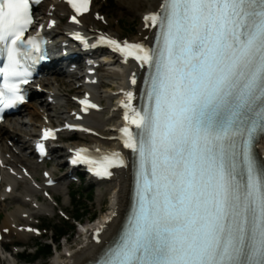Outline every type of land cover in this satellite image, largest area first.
I'll return each instance as SVG.
<instances>
[{
    "label": "snow or ice",
    "instance_id": "1",
    "mask_svg": "<svg viewBox=\"0 0 264 264\" xmlns=\"http://www.w3.org/2000/svg\"><path fill=\"white\" fill-rule=\"evenodd\" d=\"M90 2L69 0L80 14ZM158 9L144 17L159 29L155 48L107 41L152 71L144 107L132 110L137 131L121 129L137 156L136 210L103 264H264V163L253 151L264 133V0H161ZM31 24L30 0H0L3 107L24 99L25 62L39 50L25 38ZM116 167H127L119 153L94 170Z\"/></svg>",
    "mask_w": 264,
    "mask_h": 264
},
{
    "label": "bare ground",
    "instance_id": "2",
    "mask_svg": "<svg viewBox=\"0 0 264 264\" xmlns=\"http://www.w3.org/2000/svg\"><path fill=\"white\" fill-rule=\"evenodd\" d=\"M160 2L161 0H119L121 7L127 6L128 8L131 7L132 9H135L137 15H140L141 20L142 17H144L147 13L156 11ZM50 3H53L55 5V10L53 11V13L55 17H58L60 19V11L65 9L64 4L57 0H45L44 11ZM91 19L92 12L82 17V21L87 24ZM146 25L149 24H146L143 20L140 22L139 27L136 28V35L134 38H132L134 41L135 39H137L143 42H147L151 39L153 30L150 26ZM59 28L60 27L58 26L56 29H52L50 32L57 33ZM106 59L107 62L104 63L103 68L107 72V75H109V77H112V79L115 80L117 84L115 87H113L114 89H112L111 91L109 89V91L106 93L108 98L110 99L108 111L110 113V120L112 122L107 124L106 128H100L103 125H101L99 119V114L101 113H98V111L95 110L86 115L83 121L88 124L91 130L97 133L92 136L89 135V137L87 138L89 139V141L97 143L100 146L104 145L115 148L117 145H119V143H117L119 141L118 125L121 124V121H119V117L122 114L118 106L120 105L122 100L126 99L128 89L132 88V80L135 77L134 73L137 72L136 68L139 64L135 65L134 62L129 60L117 62V58L114 56ZM123 70L124 73L122 72ZM141 76L142 75H140L139 78H141ZM31 103L32 102H30L29 104ZM30 112L33 114H37L36 110H32ZM0 131L5 134L4 139L8 138V136L14 135L8 132L7 127H1ZM260 148H262L261 156L264 158V139L260 144ZM33 165L34 167H36L34 161ZM112 173L113 174L111 176H108V178L103 180L105 181V183L102 182L107 186H112L110 188L111 190L107 194L105 193L106 195H108L106 199L104 198L106 202V208L104 209L105 212L102 213V215L99 216L96 220H93L92 223H88V225L85 226L83 230L79 231L80 238L76 240L74 245L68 244V240L66 239L65 243L63 244L64 249L56 250V258H54L53 264H86L89 260L94 259L100 253L106 242L110 240V238L116 233L115 231L121 223V218L126 210L125 207L129 199L128 194L130 189V176L129 169L126 167L115 169ZM4 179L13 182L12 177L9 175L5 174ZM23 190H26L28 192L34 191L33 188L30 189L27 185L23 187ZM11 193L12 192L7 194L3 192V194L7 195L8 198ZM17 200L20 201V199ZM22 211H24V209L21 208H18L14 211L11 210L10 215L7 216V218L4 219V221L0 224V228H10L9 230L6 229L7 231H3L5 235L11 237L14 233L17 236V239L26 237V235H31V233H28L23 227H17L21 224H24L23 222H19V220L21 219ZM14 213H18L19 217ZM12 223L16 226L12 227ZM34 231L36 232V229H34ZM4 234L3 236H5Z\"/></svg>",
    "mask_w": 264,
    "mask_h": 264
},
{
    "label": "rangeland",
    "instance_id": "3",
    "mask_svg": "<svg viewBox=\"0 0 264 264\" xmlns=\"http://www.w3.org/2000/svg\"><path fill=\"white\" fill-rule=\"evenodd\" d=\"M107 10H109V14L112 16H114L115 18L119 19L120 21V25L121 27L132 31L129 35H133L135 33V30L137 27H139L140 25V15H137L136 10L132 9L131 7L128 8L127 6L125 7H121L119 0H114V5H112L110 8H108ZM121 35L124 32V30L122 31L121 29L115 28ZM126 34V32H124ZM123 33V35H124ZM75 73H63V72H59L56 77L57 79L60 80V85H59V93L60 95H57V104L53 105H49L47 106L48 111H50L51 113H53V117L52 120L53 121H57L58 119H60L62 116H65L66 112L65 109L70 105V101L68 100L67 97V91L74 86V84L72 83L74 77H75ZM98 76L100 77V88L97 89L98 91V97L103 99L105 104H106V108H105V112H102L101 114H99V119L101 122V127L102 129L106 128L107 124L111 123L112 121L110 120V113L108 111V106L110 105V99L108 98V96L106 95V90L108 88H112V86L115 83V80L112 79V77H109V75L105 74L104 70H101L98 73ZM45 84H48L52 81H54L53 77H51L49 74L47 76H45L43 79ZM62 93V94H61ZM40 100H43L42 98H40ZM32 110H36V108L33 105H27L24 108H22V111L20 112L19 116H16L15 118L11 119L13 121L12 125H8V128L15 132L14 135L16 134V136L14 137H8V139H6V141H3V144L6 146H8L10 148V153H13V158H16L19 161H26L30 163V169H32L33 173H38L39 169H37L36 167H34L33 165V159L30 157H27L28 152H21L20 150V138L18 137L19 134H28L31 133L33 131V125L29 124L28 121L30 120V118L39 116L37 114H32L30 111ZM39 110V108H38ZM39 111H37L38 113ZM10 121V122H12ZM103 121V122H102ZM106 123V124H105ZM24 132V133H23ZM76 139V138H75ZM70 142H73V140H63V144H69ZM12 144L11 146H9V144ZM63 150L59 151L58 154L61 156ZM15 155V156H14ZM58 155V159L55 160V162L52 163L51 168H55L57 166H63L62 164V157H60ZM86 181L78 184V183H70L68 184L67 182H64V184L58 185L53 187V193L54 194H59L58 199L60 200L62 198V196L66 195V193L68 194V187H71L72 189H79L82 190V198H79V200H81L80 206V214L77 216L76 215V211H75V206L74 203H65L62 201L61 199V203H60V207L64 209V212H68V214H70L71 216L74 214L76 215L75 219H79L81 222L85 223L87 221V219L90 217V215L92 216L93 219L97 218L99 215H102V213H104V209L106 208V202L104 200V198L106 199L108 197V195H106L111 189V187L107 186L104 183H97L93 186H85ZM77 188V189H76ZM99 188V189H98ZM103 191V192H102ZM101 192V194H100ZM87 193H89V195L86 197ZM106 193V194H105ZM99 195V196H98ZM103 195V196H102ZM11 198H9V203H12ZM100 200V201H99ZM6 203H3L1 205V208H3V210H6ZM1 210V209H0ZM54 215L51 218L50 215L48 217H43V219H41L44 222H48L49 224H54V223H60V224H65V222L67 224H70V227L68 229V231L66 232V234H64V237L58 238L56 239V234H54V232H52L51 230H48L47 232L42 233L41 236H37V235H33L32 237H22V238H18V244L20 245L19 248H13V247H9L11 240L5 242L4 244L6 246H8L7 248H9V253L11 254L13 250L15 249H20V251H22V249H24L26 247H29L28 251H34L33 249H35L37 246L38 242H44V240H46V242H50L49 244H46L47 246H49V251L47 254L42 255V253L40 252L39 255H36L34 258V260L32 261H25V259L21 260L18 258H14L13 256L9 257L8 253L5 254V256H3V260H1L0 264H53V260L55 257V253L54 252V247L52 246L53 244L57 243L58 245V249L57 250H61L64 249V243H65V239L67 238L68 240V244L70 245H74L76 240L78 238H80L79 235V229L76 227L74 220H68L69 218L67 217H63L59 212H57L56 210L53 211ZM42 227V226H41ZM51 237L54 238V240L51 239ZM27 251V250H26ZM26 253V252H24ZM8 256V257H7Z\"/></svg>",
    "mask_w": 264,
    "mask_h": 264
},
{
    "label": "trees",
    "instance_id": "4",
    "mask_svg": "<svg viewBox=\"0 0 264 264\" xmlns=\"http://www.w3.org/2000/svg\"><path fill=\"white\" fill-rule=\"evenodd\" d=\"M79 201L78 199H76V202ZM76 215L78 216L80 213V208H76ZM75 215V216H76ZM69 225L67 223H65V225H54V231L57 232L58 234L61 235V233H64L66 234V232L68 231L69 229ZM41 248V253H43V255H45V253H47L49 251V246L47 245H44L42 246V244H40Z\"/></svg>",
    "mask_w": 264,
    "mask_h": 264
}]
</instances>
